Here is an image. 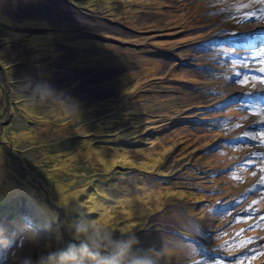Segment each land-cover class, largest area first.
Returning <instances> with one entry per match:
<instances>
[{
	"label": "rangeland",
	"instance_id": "rangeland-1",
	"mask_svg": "<svg viewBox=\"0 0 264 264\" xmlns=\"http://www.w3.org/2000/svg\"><path fill=\"white\" fill-rule=\"evenodd\" d=\"M19 1L0 0V264H264L249 1ZM59 62L81 73L71 97L49 91ZM123 126L140 147L93 143Z\"/></svg>",
	"mask_w": 264,
	"mask_h": 264
},
{
	"label": "flooded vegetation",
	"instance_id": "flooded-vegetation-1",
	"mask_svg": "<svg viewBox=\"0 0 264 264\" xmlns=\"http://www.w3.org/2000/svg\"><path fill=\"white\" fill-rule=\"evenodd\" d=\"M17 1V0H16ZM12 13L14 15H16V11L14 8H11ZM6 11L8 12L7 6H6ZM38 11L37 8H35V10L29 12V13H24L22 16L26 17V16H31L32 14L36 13ZM49 13V12H48ZM17 16V15H16ZM27 27H21V28H17L15 31L16 34L21 35V33H25L27 31L26 30ZM30 32L31 34H42V33H47V27H43V28H30ZM77 32V31H75ZM36 41H40L41 46H43V41H41L40 39H36ZM44 45H51L49 38L45 39V44ZM53 54H50V56H52ZM0 57L2 58V56L0 55ZM79 67V66H78ZM81 68V67H79ZM44 70H45V78H48V84L51 88V90L49 91H55L56 88H60L61 89V94H64L65 96L71 97L74 90H72L70 88L71 85V79L69 78V74L71 77L76 78L81 76V73L78 72L75 69H68V67L66 66V64L64 62H59L56 63L55 65L53 64H48V65H44ZM58 82H61L62 85L58 86ZM56 87V88H54ZM40 95V93H38ZM56 96V93L49 96L48 94L43 95L45 101H48L50 98H54ZM87 98V97H86ZM61 100V98L59 99ZM8 103V101H7ZM81 106L82 105H77V108L79 110H81Z\"/></svg>",
	"mask_w": 264,
	"mask_h": 264
},
{
	"label": "trees",
	"instance_id": "trees-1",
	"mask_svg": "<svg viewBox=\"0 0 264 264\" xmlns=\"http://www.w3.org/2000/svg\"><path fill=\"white\" fill-rule=\"evenodd\" d=\"M206 118H208L207 120H209L210 118L208 117V116H206ZM206 118H202L203 120L204 119H206ZM189 123H195L196 121H191V120H187ZM206 130H209V131H212L211 130V128H212V124H206ZM129 126H123V127H119V128H117V129H114V130H112V129H110V131L108 132V133H105V134H102V132H95L94 134H92V135H94V138H93V143H97V144H103V145H109V147H114V146H117V145H120V146H129V145H131L132 143H134L135 144V147H140L136 142H130V141H120V142H118L119 141V139H117V137L118 136H121V137H123V133H125V131L127 130V128H128ZM156 126H151L150 128L153 130V131H155V128ZM121 139V138H120ZM118 142V143H117ZM74 144H76V145H78V143H74ZM70 147V146H69ZM69 147H67V146H63V147H58L57 149H59V150H64V148L65 149H67V148H69ZM56 149V150H57ZM94 173H96V172H94ZM93 173V174H94ZM113 179H115L114 177H112V176H110V177H107V179L105 180V181H103V180H100V179H98V178H93V183H92V190H97V187H98V185L99 186H102V184H104V185H106V187L108 188L111 184H112V181L111 180H113ZM86 218H88L89 216L87 215V216H85ZM75 219H81V216H80V214L77 216V217H75ZM127 233V232H126ZM125 241V240H124ZM110 247H109V249H111V248H113L114 247V245L113 244H111V245H109ZM115 257H117V255H115Z\"/></svg>",
	"mask_w": 264,
	"mask_h": 264
},
{
	"label": "bare ground",
	"instance_id": "bare-ground-1",
	"mask_svg": "<svg viewBox=\"0 0 264 264\" xmlns=\"http://www.w3.org/2000/svg\"><path fill=\"white\" fill-rule=\"evenodd\" d=\"M53 1V0H52ZM17 2L20 4V1L19 0H17ZM54 3H58V2H60L62 5H63V7H59V9L60 10H62V11H66V12H68L67 14L69 15V13H79L80 11H76V10H72L70 7H68L66 4H65V2H64V0H54L53 1ZM84 13H87V15H83V16H76V15H72V17H73V19H81V20H86L87 22H91V23H95V24H97V25H99V26H101V27H103V29H106V30H109V31H112V32H114V33H121V30H120V28L119 27H117V26H114V24H111V23H107V25H105L103 22H102V20L100 21V20H96L95 18H93L88 12H84ZM222 24L223 25H226V24H228V22H222ZM24 31H27V32H30V28L29 27H27V29L26 30H24ZM263 50H264V48H263ZM113 62H115V61H118V59L116 58V57H114V56H111V58H110ZM163 60H164V64L166 63V62H168L167 61V59L165 58V57H163L162 58ZM93 81V79H90L89 81H88V83H91ZM146 82L143 84V88H145L146 89ZM95 88H92V87H90V86H88L87 87V97H90L91 95H90V93L94 90ZM187 106V104H182V105H180L179 106V108L180 109H183L184 107H186ZM167 120V118H161V121L160 122H164V121H166ZM260 166V165H259ZM101 205H95L94 206V208H97V207H100Z\"/></svg>",
	"mask_w": 264,
	"mask_h": 264
},
{
	"label": "water",
	"instance_id": "water-1",
	"mask_svg": "<svg viewBox=\"0 0 264 264\" xmlns=\"http://www.w3.org/2000/svg\"><path fill=\"white\" fill-rule=\"evenodd\" d=\"M30 9H33V7H31Z\"/></svg>",
	"mask_w": 264,
	"mask_h": 264
}]
</instances>
